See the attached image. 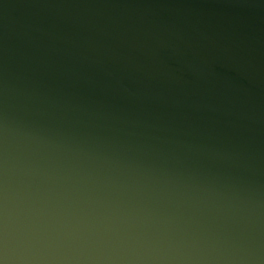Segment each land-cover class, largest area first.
Listing matches in <instances>:
<instances>
[{
  "label": "water",
  "instance_id": "obj_1",
  "mask_svg": "<svg viewBox=\"0 0 264 264\" xmlns=\"http://www.w3.org/2000/svg\"><path fill=\"white\" fill-rule=\"evenodd\" d=\"M0 264H264V0H0Z\"/></svg>",
  "mask_w": 264,
  "mask_h": 264
}]
</instances>
